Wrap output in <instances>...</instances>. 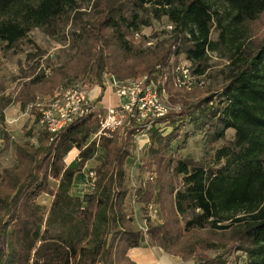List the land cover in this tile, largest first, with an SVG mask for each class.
<instances>
[{"label":"trees","instance_id":"obj_1","mask_svg":"<svg viewBox=\"0 0 264 264\" xmlns=\"http://www.w3.org/2000/svg\"><path fill=\"white\" fill-rule=\"evenodd\" d=\"M85 3L93 17H81ZM263 14L264 0H0L1 51L35 28L58 34L60 26L79 18L73 60L24 82L15 96V104L30 108L37 122L39 95L53 97L78 78L103 88L107 73L120 79L159 78L169 99L180 105L147 130L149 147L141 166L149 175L134 197L146 214L150 204H157L162 220L154 223L146 215L145 229L134 225L126 209V163L139 123L98 137L102 156L93 168L92 188L74 211L83 228L75 241L42 229L33 203L46 194L60 208L74 175L94 155L86 142L99 128L97 113L77 118L55 135L42 127L36 144L13 142L16 163L0 172V264H137L128 251L147 240L183 261L193 258V264H264V30L256 35L253 28ZM162 18L172 25L171 35L136 46L140 28ZM215 53L228 60L219 90L204 82L190 89L175 84L180 54L201 76ZM216 96L218 107L212 101ZM187 118H201L199 126L207 125L211 144L223 141L215 149L214 166L196 165L173 151L171 141L180 137ZM161 122L172 124V130L164 134ZM228 128L234 130L233 140L225 138ZM2 141L0 152L10 146L8 132ZM72 148L79 151L78 163L69 167L64 159ZM50 179L58 180L57 190ZM232 251L241 255L228 262L225 255Z\"/></svg>","mask_w":264,"mask_h":264},{"label":"rangeland","instance_id":"obj_2","mask_svg":"<svg viewBox=\"0 0 264 264\" xmlns=\"http://www.w3.org/2000/svg\"><path fill=\"white\" fill-rule=\"evenodd\" d=\"M81 11L80 15L83 19L93 17L95 14L87 3L84 4ZM78 20L79 18H72L68 25L65 27L60 26L58 34H48L39 28H35L11 49L0 50V145H3L2 136L4 132H8L11 136L9 148L0 152V172L4 167L16 163L13 153V142L36 144L40 137L39 130L42 128L40 122H37L35 113L31 112L30 108L21 110L15 104L14 99L18 90L24 82L32 80L41 73L48 76L51 74L52 69L61 67L73 60L80 41L81 32ZM169 25L171 24L166 18H162L159 21L152 20L149 26L140 28L138 35V39L140 40H138L136 46L140 45L142 40L145 41V45H141V48H144L150 44L154 45L160 39L168 38L171 35ZM253 28L256 35H261L264 30V14L261 19L254 23ZM216 35L217 33L214 31L212 38H216ZM176 65L179 67H189L188 69L192 77L191 88L198 86L199 81H203L207 84V87H210L211 91H216L224 83V72L228 65V60L220 53L211 54L208 59L209 67L206 69L204 75L201 76L192 73V65L183 54L179 55ZM108 75L113 74L107 73L103 79L105 80ZM128 78L133 77L123 79ZM72 85H79L84 90H87V92L93 86H99L94 83H88V81H85V78L73 79L70 83H67L66 87ZM41 98L42 95H39L38 102L40 101L44 106L48 105L50 98L46 101H43ZM212 99L214 107H218L219 96ZM170 103L177 106L176 110L180 106L172 100H170ZM99 112L101 111L99 110ZM193 114L194 117H199L198 112H194ZM200 120L201 118L196 121L189 118L186 119L185 124L180 130V137L171 141L172 149L183 157L190 159L196 165L214 166L215 149L219 148L223 144V141L219 140L215 144H211L209 142L210 130L207 125L200 127ZM159 127L166 134L172 130L173 125L169 122H161ZM97 130L98 127H95L86 142L87 145H93L94 155L86 161L83 170L74 175L70 188L64 193V199L60 208L54 206L53 197L46 194H41L33 203L35 210L42 218V229H47L53 238L75 241L83 235L82 225L75 217L74 211L83 205L82 197L91 189L90 173L99 164L102 156V151L96 145L98 137L95 134ZM146 134L149 136L147 131ZM225 138L233 140L234 130L231 128L226 129ZM148 147L149 141H145V137H142L138 143L136 142L133 155L126 163V184L130 189V195L126 199V209L129 215L133 217L134 225L139 229L146 228V215H150L149 217L154 223L159 224L162 220L157 204L158 213L154 214L153 211L151 212L148 209V213L146 214L144 208L135 201L134 197L138 186L149 175V172L141 166L143 157L147 155ZM65 161L66 166L74 167L78 163V158L76 157L71 163L68 162V158ZM49 185L54 190H57L59 182L56 179H50ZM143 247L145 248L144 251L148 252L145 254L155 262L161 261L162 264L194 263L193 258L183 261L180 258L166 254L148 240ZM238 255L241 254L232 251L228 252L225 258L228 259V262H231ZM239 257L243 260V256Z\"/></svg>","mask_w":264,"mask_h":264},{"label":"built area","instance_id":"obj_3","mask_svg":"<svg viewBox=\"0 0 264 264\" xmlns=\"http://www.w3.org/2000/svg\"><path fill=\"white\" fill-rule=\"evenodd\" d=\"M171 27L172 25H169L170 29ZM188 68L177 65L174 69V81L176 85L190 89L192 77ZM202 82L199 81L198 84ZM103 86L114 90L117 97L114 105L98 106L89 97L87 90L79 85L60 88L53 97H50L46 106L37 100L36 106L41 112L39 120L41 126L55 135L77 118L97 112L99 128L95 134L96 137L101 134L110 135L119 127L133 121L141 125V130L135 135L136 142L138 143L142 137H145V141L148 142L146 131L158 118L177 107L170 103L161 79H153L149 75L128 79L108 75ZM94 179L92 171L90 173L91 188ZM148 209L154 214L158 213L156 204H150Z\"/></svg>","mask_w":264,"mask_h":264},{"label":"crops","instance_id":"obj_4","mask_svg":"<svg viewBox=\"0 0 264 264\" xmlns=\"http://www.w3.org/2000/svg\"><path fill=\"white\" fill-rule=\"evenodd\" d=\"M88 93H89V97L94 101V103H96L100 107H106V106L114 105L117 101L116 94L111 87L104 86L103 88H101L100 86L95 85L88 91ZM48 98H50V97L49 96H42L41 99L43 101H46V100H48ZM38 99H39V97H38ZM17 106L19 107L18 104H17ZM78 153H79V151L77 148H72L68 152V154L66 155L64 160H66V158H68V162L71 163L77 157ZM143 246L131 248L128 251L129 257L133 261H135L137 264H162L161 261L155 262L154 260H152L151 257L147 256L146 254L148 252L144 251L145 248Z\"/></svg>","mask_w":264,"mask_h":264}]
</instances>
